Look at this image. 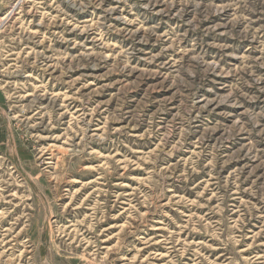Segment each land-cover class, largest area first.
Returning <instances> with one entry per match:
<instances>
[{"label": "rangeland", "instance_id": "1", "mask_svg": "<svg viewBox=\"0 0 264 264\" xmlns=\"http://www.w3.org/2000/svg\"><path fill=\"white\" fill-rule=\"evenodd\" d=\"M0 264H264V0H0Z\"/></svg>", "mask_w": 264, "mask_h": 264}]
</instances>
